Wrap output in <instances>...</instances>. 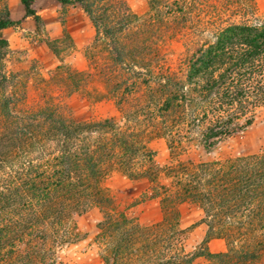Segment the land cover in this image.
I'll return each instance as SVG.
<instances>
[{
	"label": "trees",
	"instance_id": "obj_1",
	"mask_svg": "<svg viewBox=\"0 0 264 264\" xmlns=\"http://www.w3.org/2000/svg\"><path fill=\"white\" fill-rule=\"evenodd\" d=\"M19 1L25 18L41 28L38 0ZM56 1L79 6L96 30L94 42H105V55L93 57L90 67L125 125L77 120L51 94L27 107L25 94L3 89L0 264H52L56 248L77 238L73 217L93 208L102 215L96 240L104 264H195L201 258L264 264V152L213 162L179 159L196 136L211 148L264 115V21L232 20L218 0H148L144 16L123 0ZM18 23L7 6L0 8V30ZM173 41L184 53L171 63L166 48ZM8 47L0 38V62ZM20 76L0 74V85ZM92 76L59 67L52 79L68 96ZM160 138L172 160L165 167L149 148ZM114 171L149 182L159 220L146 223L117 209L102 184ZM186 204L203 211L200 222L207 226L191 253L183 247L189 229L180 227ZM214 239L225 241L224 252H210Z\"/></svg>",
	"mask_w": 264,
	"mask_h": 264
},
{
	"label": "rangeland",
	"instance_id": "obj_2",
	"mask_svg": "<svg viewBox=\"0 0 264 264\" xmlns=\"http://www.w3.org/2000/svg\"><path fill=\"white\" fill-rule=\"evenodd\" d=\"M12 1L0 0V8L7 6L9 9ZM123 1L138 16H144L150 10L148 0ZM218 6L224 14L235 21H264V0H218ZM34 8L43 21L41 28L35 25L33 19L23 16L15 20L19 22L18 24L0 34L2 39L17 34L26 45L23 49L13 52L10 42L6 39L9 47L5 58L0 62V74L18 73L21 76L14 82L9 80L6 84L0 85V96L3 89L8 87L6 94H17L18 98L25 94L23 104L30 107L43 104L44 94H47L46 96L51 94L54 97V103L62 101L66 113L77 120L112 119L123 127L125 121L116 101L106 95L102 79L98 77L97 71L90 67L93 57L105 55V42L102 40L97 44L94 42L96 30L88 15L77 5L64 7L56 0L39 1ZM56 12L62 24H65L68 19L73 21L71 33L65 29L59 37L49 35L46 21H54ZM13 16L16 17L15 12ZM87 25H90L93 30L92 36L89 34ZM18 41L17 38L12 40V43L15 44ZM166 50L171 63L176 62L184 53L182 43L175 41L168 43ZM59 67L90 71L94 76L80 92L64 96L63 93L61 95V92H58L60 89L56 87L52 79ZM60 71L62 72V69ZM149 148L154 152V160L159 166L165 167L172 162L166 140L163 138L153 140ZM263 152L264 115L260 114L248 129L220 141L211 148L206 149L196 136L179 159L189 160L192 163L213 162ZM161 181L166 183L164 176ZM102 184L115 198L118 210L132 213L134 217L146 223L160 219L159 202L149 198L151 185L146 179L135 180L114 171L104 178ZM197 210L198 206L187 204L181 208L184 221L181 218L180 227L189 229L183 240V247L190 253L200 248L207 231V226L200 222L203 213L198 215ZM101 220L102 215L97 208L73 217L72 223L76 228L77 238L69 244L56 248L52 264H104L102 249L96 240L97 225ZM222 242L223 248L214 246L211 249L208 245L210 252H224L227 246L225 241ZM217 250L220 251L217 252ZM195 264H208V262L201 258L196 260Z\"/></svg>",
	"mask_w": 264,
	"mask_h": 264
},
{
	"label": "crops",
	"instance_id": "obj_3",
	"mask_svg": "<svg viewBox=\"0 0 264 264\" xmlns=\"http://www.w3.org/2000/svg\"><path fill=\"white\" fill-rule=\"evenodd\" d=\"M39 1H47V0H38L36 3H38ZM9 11H10V14H11V17H12L13 20L21 19L24 16V9L22 8L19 0H13L12 2H10ZM14 12L16 14V17L13 16ZM41 14L43 15L42 12H41ZM53 19H54V21H46V27L48 29V32H49L50 36L59 37L60 35L63 34L65 29H67L71 33V27H72V22L73 21L68 19L65 24H62L61 21H60V16H59V14H57V12H56V17L53 18ZM87 27H88L90 36H92L94 33H93V30H92L91 26L87 25ZM5 30L6 29L0 30V34L4 33ZM17 38L19 39V41L16 42L15 44L12 43V40H16ZM6 39H8V41L10 42V48L13 49V52L18 51L19 49L21 50V49H23V47L26 46L24 44L25 42H23V39L18 37L17 34L12 35L9 38L6 37ZM197 211H198V215H201V213H203V211L199 207H198ZM201 219H202V217H201ZM182 221H184V218H182ZM203 238H204V235H203ZM222 241L223 240H221V239H214V240L210 241L208 245H209V247L211 249L214 246L215 247H219V248H223V244H222L223 242ZM220 250H217V252L220 251Z\"/></svg>",
	"mask_w": 264,
	"mask_h": 264
}]
</instances>
